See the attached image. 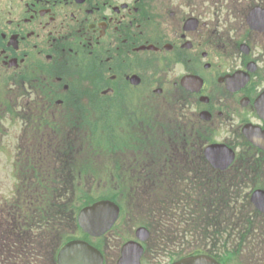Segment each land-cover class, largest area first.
I'll return each instance as SVG.
<instances>
[{"label": "flooded vegetation", "instance_id": "af4514ba", "mask_svg": "<svg viewBox=\"0 0 264 264\" xmlns=\"http://www.w3.org/2000/svg\"><path fill=\"white\" fill-rule=\"evenodd\" d=\"M0 154L14 155L11 176L32 177L35 159L101 176L102 157L128 179L110 190L120 214L100 236L77 211L72 232L48 240L33 235L36 208L29 230L3 219L0 264H59L73 241L94 246L102 264H169L166 253L191 251L164 240L165 215L207 205L213 190L227 219L231 209L237 227L252 228L235 236L239 249L202 253L264 264V0H0Z\"/></svg>", "mask_w": 264, "mask_h": 264}, {"label": "trees", "instance_id": "16d2710c", "mask_svg": "<svg viewBox=\"0 0 264 264\" xmlns=\"http://www.w3.org/2000/svg\"><path fill=\"white\" fill-rule=\"evenodd\" d=\"M79 197V202L83 203L92 201L94 196L89 194L88 192L84 194L77 195ZM224 194L218 195L217 190H213V192L209 193L208 204L203 205L204 199L199 200L198 206L193 205L191 209L182 211L183 214H178L175 210H170L169 213L165 215L166 222L164 223L163 232H164V240H168V242H175L171 244H179L183 246V248L188 249V251L196 252H205L207 249H215L216 252H223L224 249H239L242 242L238 241L235 236H242L244 234H248L252 228V222L245 223L243 230L237 227V223L240 221V217L238 215H232L234 213L233 210H229V218L227 219L224 215L223 211H227L223 209L220 205L224 201ZM38 199L36 195V200ZM44 197L41 198L39 202H41L40 207L38 208L37 214L38 218L36 219L35 226L42 231L48 234L56 233L54 230L58 228V220H64L68 217L69 220L73 219V211H77L79 206L76 205L73 199V195L69 197V203L66 209V214H58L59 218L52 222V225H49L48 215L50 213V209H47L46 204L43 205ZM86 200V201H85ZM76 201V199H75ZM74 202V203H73ZM37 203L35 202L34 207ZM43 214L38 213L41 211ZM22 226L30 228V223L24 225L23 221H25L26 213L29 212L27 207L24 205L22 207ZM54 213H58L54 210ZM68 215V216H67ZM27 217V216H26ZM66 217V218H65ZM49 220V221H48ZM70 222V221H69ZM153 229L156 234L160 233V225L158 222H154ZM72 224V223H70ZM69 224V225H70ZM250 224V225H249ZM68 226V225H67ZM49 227H52V230H48ZM39 230V232H40ZM247 232L245 233V231ZM249 249H254V242L249 243ZM183 250V249H182ZM233 258H229L231 260ZM251 261L253 257H250ZM252 264V262H251Z\"/></svg>", "mask_w": 264, "mask_h": 264}, {"label": "rangeland", "instance_id": "374dc122", "mask_svg": "<svg viewBox=\"0 0 264 264\" xmlns=\"http://www.w3.org/2000/svg\"><path fill=\"white\" fill-rule=\"evenodd\" d=\"M86 150H92L91 148L85 147ZM20 157V156H19ZM14 155H12L11 159L6 160L2 157L0 154V229L1 223L3 222V219H11V218H17V213H12V216L6 214L5 209L10 208L12 205H21V203H24L25 197L31 198L32 201L36 202L37 209L40 207L42 197H44L43 203L46 204L47 209H51V215L53 214L54 210L56 211L58 207L64 206L65 208L68 206L65 202H69V197H71L70 193L71 187H80L81 192L84 190H88V192L92 193L93 196H106L111 195L109 190H115L114 188H122L125 184L124 181H127L128 179L125 178V176H121L119 178H113L112 175L109 172V169L112 166V161L109 162L108 160H103L102 157H99L96 161V166L100 167V174L101 176H92V177H69V174L64 171L63 165L61 162L59 163H52V166H56L57 171L56 172H49L47 170L49 168V165H51L50 162H47L46 160H34V162L38 163L36 167H34L32 164L30 167H32L35 172L32 175V177H27L25 172L23 170L21 171L20 175L16 173L15 175L11 176V172L14 169L15 164ZM21 167H23L21 163ZM6 172H5V170ZM3 170V171H2ZM68 182V183H67ZM66 183V184H65ZM17 186L16 190H13V187ZM64 187L67 192L66 194H61L58 192H61L60 190ZM27 190V192H25ZM31 191V194L29 193ZM113 192V191H112ZM114 193V192H113ZM36 195L38 199L36 200ZM67 196L66 198H64ZM4 210V211H3ZM38 213L43 214L42 208L41 211ZM58 213H55L53 216L54 219L58 220ZM68 216V215H67ZM20 218V217H19ZM66 218V217H65ZM13 220V219H12ZM59 222V221H58ZM65 227L66 225L70 224L68 221V217L64 220ZM52 220L50 219L49 225H52ZM24 225H26L24 223ZM68 227V226H67ZM63 226L60 225L57 230L62 229ZM30 229V228H29ZM40 229H36V231H33V235L35 234H42L44 233L46 236V240H48L47 232L44 231V228H42V231ZM25 232V230H23ZM74 232V231H73ZM3 233H8V230H4ZM2 234V233H0ZM24 238H29V232L27 231V234H21ZM59 241V240H58ZM57 241V242H58ZM56 242V243H57ZM46 250L45 245L42 249V252L44 253ZM165 261L168 263L174 259V257H170L169 254L166 253ZM250 264V258H246L243 260V264Z\"/></svg>", "mask_w": 264, "mask_h": 264}, {"label": "water", "instance_id": "95a60500", "mask_svg": "<svg viewBox=\"0 0 264 264\" xmlns=\"http://www.w3.org/2000/svg\"><path fill=\"white\" fill-rule=\"evenodd\" d=\"M221 152V151H220ZM118 206L110 200H101L87 206L80 212L79 222L84 230L100 235L111 228L118 216ZM127 244L124 248L126 252ZM60 264H101L102 257L97 249L86 242H71L61 251ZM172 264H220L208 255H195L182 258Z\"/></svg>", "mask_w": 264, "mask_h": 264}]
</instances>
